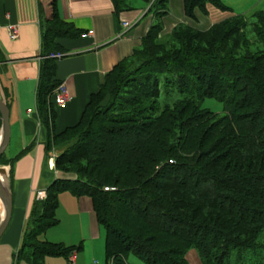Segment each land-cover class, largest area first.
<instances>
[{
    "label": "trees",
    "instance_id": "trees-1",
    "mask_svg": "<svg viewBox=\"0 0 264 264\" xmlns=\"http://www.w3.org/2000/svg\"><path fill=\"white\" fill-rule=\"evenodd\" d=\"M167 1L155 0L150 13L163 19ZM183 1L190 16L197 9L208 15V6L233 13L223 0ZM50 5L37 100L46 150L67 146L55 166L68 177L35 200L19 258L45 264L83 249L41 239L59 224L60 194L70 192L93 201L106 232V264H129L130 254L145 264H190L191 250L202 264H255L264 250V51L235 53L247 18L233 15L208 31L181 27L171 33L177 46L142 58L139 47L163 38L161 23L153 24L105 77L79 123L57 133L52 95L60 85L55 56L63 51L57 40L81 33L62 22L55 0ZM255 16L253 33L264 38V11ZM208 99L223 104L222 116L202 107ZM30 149L10 161L4 153L0 165L13 171Z\"/></svg>",
    "mask_w": 264,
    "mask_h": 264
},
{
    "label": "crops",
    "instance_id": "crops-1",
    "mask_svg": "<svg viewBox=\"0 0 264 264\" xmlns=\"http://www.w3.org/2000/svg\"><path fill=\"white\" fill-rule=\"evenodd\" d=\"M51 1L0 0V49L6 58L0 66V94L10 103L11 125L6 160L14 159L31 146L14 164L13 171L11 165H0L13 196L12 216L0 240V264H29L26 257L19 258V251L33 204L38 193L45 192L57 178L68 177L55 166L57 156L67 146L46 150L49 134L41 120L37 100L43 60L42 22L51 15ZM154 1L144 0L138 8L127 0H117L116 5L113 0H55L62 22L81 33L76 38L57 40L63 51L60 59L55 56L59 59L55 80L66 84L72 96L65 108L54 107L57 133L79 123L91 96L100 91L105 77L141 45L145 37L140 30L142 23L152 16L153 25L157 19L150 13ZM213 9L208 6L209 13L217 12ZM125 23L130 27H125ZM11 26L17 31L15 40L11 39ZM60 196L59 224L48 229L41 239L83 249L69 257H47L45 264H106V232L98 223L91 198L68 193ZM2 212L0 199V219ZM67 220L73 224L63 226ZM187 259L190 264H202L195 250L188 253ZM128 263L145 264L130 256Z\"/></svg>",
    "mask_w": 264,
    "mask_h": 264
},
{
    "label": "rangeland",
    "instance_id": "rangeland-1",
    "mask_svg": "<svg viewBox=\"0 0 264 264\" xmlns=\"http://www.w3.org/2000/svg\"><path fill=\"white\" fill-rule=\"evenodd\" d=\"M128 4L131 3V5H134L138 8H141L143 6L144 0H127ZM223 3L228 6L233 13L231 12H222L217 9L206 15L199 9L194 11V16L188 15L186 13L185 7H184V1L183 0H168L166 11L167 14L163 19H155L154 23H161L162 25V35L163 38H158L156 41L152 42L151 45H148L146 47H139L137 50L139 53L142 54V58H145L146 56H149V50H155L158 51L162 50H169L173 49L174 45L177 46L176 43H173V38L171 36V33L176 31L177 29L181 27H191L198 31H208L211 29V27L223 20H226L230 18L233 15L241 14L247 18L248 21V27L247 31H245V35L241 36V45L242 48L235 50V53L238 56H246L248 52L254 54L264 51V38L257 37L258 35L254 34V26L253 24L256 23V16L255 13L259 11H264V0H223ZM153 23L152 16L148 17L141 25L140 30H143V35L146 36L151 28V25ZM258 23V21H257ZM142 28V29H141ZM243 34V35H244ZM250 41L251 45H248ZM173 44V45H172ZM195 45H204L201 43H194ZM253 44V45H252ZM157 47V50L155 49ZM216 46H212V49H214ZM147 53V54H146ZM136 62V58L133 60ZM172 99V98H171ZM172 104L173 102L170 101ZM202 107L209 109L213 111L214 113L218 114V116H222L224 114L223 112V104L220 103L217 100L214 99H208L202 103ZM10 154V153H9ZM68 194H71L70 192H67ZM64 192V194H67ZM62 194V193H61ZM61 197V196H60ZM63 208H66V204L63 206ZM59 217V216H58ZM60 218V217H59ZM71 226L73 224L72 221L67 220L63 223V226ZM264 236V235H263ZM264 243V237L262 239ZM263 245L264 248V244ZM255 264H264V250L260 253H257L255 255ZM131 258H135L136 256L134 254H130ZM137 258V257H136ZM190 260L192 261V255H190Z\"/></svg>",
    "mask_w": 264,
    "mask_h": 264
},
{
    "label": "water",
    "instance_id": "water-1",
    "mask_svg": "<svg viewBox=\"0 0 264 264\" xmlns=\"http://www.w3.org/2000/svg\"><path fill=\"white\" fill-rule=\"evenodd\" d=\"M0 117L2 128L0 132V157L5 153L11 140L10 109L0 94ZM0 199L3 203V212L0 219V240L5 233L13 211V196L9 185L0 170Z\"/></svg>",
    "mask_w": 264,
    "mask_h": 264
},
{
    "label": "built area",
    "instance_id": "built-area-1",
    "mask_svg": "<svg viewBox=\"0 0 264 264\" xmlns=\"http://www.w3.org/2000/svg\"><path fill=\"white\" fill-rule=\"evenodd\" d=\"M125 27H130L128 23L124 24ZM9 30L11 31V39L15 40L17 38V31L14 26L9 27ZM90 34H93V31H90ZM59 59L62 57L61 55L57 56ZM72 101V96L69 92L68 87L66 84L62 83L60 84L54 91L52 95V102H54L55 106L60 108H65L70 102ZM106 191H116V188H105ZM38 199H44L46 198L45 192H39Z\"/></svg>",
    "mask_w": 264,
    "mask_h": 264
}]
</instances>
